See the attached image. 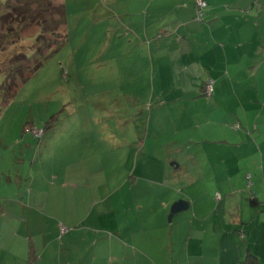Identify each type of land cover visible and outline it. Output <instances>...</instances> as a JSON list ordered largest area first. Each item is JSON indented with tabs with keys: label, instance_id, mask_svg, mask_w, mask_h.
<instances>
[{
	"label": "rangeland",
	"instance_id": "rangeland-1",
	"mask_svg": "<svg viewBox=\"0 0 264 264\" xmlns=\"http://www.w3.org/2000/svg\"><path fill=\"white\" fill-rule=\"evenodd\" d=\"M59 2L65 10L64 41L46 36L54 44L42 51V58L21 59L11 72L9 58L23 51L32 59L33 49L28 47L35 41L27 38L37 36V28H24L20 40L5 49L0 41V86L7 73L15 83L10 97L3 99L0 94V226L5 220L9 226L5 236L15 245L24 243L23 254L32 257L37 245L34 248L30 239L39 240L31 234L44 232V239L59 243L66 231L61 228L55 233L50 213L38 206L46 198L43 205L51 208L59 199L77 208L78 219L67 223L75 222L72 231L78 234V244L87 242L83 237L88 230L101 229L103 245L120 232L121 254L134 258V262L122 261L120 250L102 246V241L88 251L87 258L79 255L81 250L74 244H66L65 253L80 259L79 264H188L198 254V241L187 238L185 212L171 223L168 215L173 203L185 201V169L197 168L204 175L190 191L198 198L206 191L212 167L200 145L185 148L184 139L180 145L172 143L173 126L184 136L179 124L185 111L180 104L170 115L165 106L150 113L149 106L154 105L149 102V90L158 75L151 76L144 55L138 66L137 40L124 37L123 25L136 20L133 13L125 14L126 0H55ZM46 46L43 43L42 49ZM35 60L42 66L29 75ZM45 125L49 126L45 131H36ZM205 152L213 166V150ZM71 166L97 181H79L76 202L65 192L62 198H52V187L61 186L63 172ZM198 170L196 177L201 176ZM91 185L92 191L87 189ZM16 256L5 250L0 264H26Z\"/></svg>",
	"mask_w": 264,
	"mask_h": 264
},
{
	"label": "crops",
	"instance_id": "crops-1",
	"mask_svg": "<svg viewBox=\"0 0 264 264\" xmlns=\"http://www.w3.org/2000/svg\"><path fill=\"white\" fill-rule=\"evenodd\" d=\"M203 1L206 9L197 21L194 0H126L125 14L131 17L133 13L136 20L123 25L124 37L137 40L138 66L144 55L152 77L159 78V70L162 72V81L157 77L151 81L148 97L154 106H149L150 113L165 106L170 115L181 104L185 119L179 127L185 133L177 134L173 126L172 143L180 145L184 139L185 148L200 145L212 167L206 191L198 198L192 197L190 191L204 175L197 168L185 169V202L189 204L185 227L188 240L195 237L198 241V254L188 264H243L247 255L256 264H264V0ZM208 81L213 82L210 97L203 94ZM208 149L213 150V166L205 152ZM49 162L58 161L44 164ZM197 170L199 177L194 175ZM63 173L61 186L52 187V198H62L65 192L75 200L79 181H97L72 166ZM93 186L87 189L92 191ZM199 202H203V207L196 209ZM43 203H47L46 198L38 206L50 213L55 233L66 229L61 241H47L48 237L44 239L45 234L40 231L31 234L32 239L39 241L30 239L38 250L33 248L29 263V256L23 254L24 243L16 247L15 241L5 236L9 226L3 220L0 253L6 250L18 255L26 264H79L80 259L65 253L69 244L87 258L88 251L102 241V246L120 250L121 254L124 246L119 242L120 232L103 245L104 234H99L102 230H88L89 234L83 237L87 242L81 244L80 240L79 246L78 234L72 231L75 222L67 223L68 219H78L76 206L67 207L59 199L51 208ZM111 214L113 223L118 224ZM121 255L122 261L134 262L125 252Z\"/></svg>",
	"mask_w": 264,
	"mask_h": 264
},
{
	"label": "trees",
	"instance_id": "trees-1",
	"mask_svg": "<svg viewBox=\"0 0 264 264\" xmlns=\"http://www.w3.org/2000/svg\"><path fill=\"white\" fill-rule=\"evenodd\" d=\"M15 2L17 3L13 4L14 2L12 3V0H0V31H2L0 33V41H3L2 44H4L2 45V49L18 42L21 37L19 34L20 31L26 27L37 28L38 32L37 36L27 38L34 39L35 41L32 47H28V49H33L32 59H27L23 51L9 58L11 61L10 69L12 73L15 72V69L12 67L16 66V63H18L17 61L23 59L24 61L31 62L33 59H36L38 55L42 58L43 52L51 48L54 44L48 42L46 36L54 38L55 40L63 39V42V26L65 23V10L61 2L55 3V0H16ZM14 23L18 31L13 26ZM61 29L62 31H60ZM43 43L47 44L44 49H42ZM41 66L42 62L35 60L33 67L28 71L29 75L36 72ZM9 76V73L4 75L5 82L0 86V94L3 99H5V97H10L11 93L14 92L13 87L15 83L12 76L11 79H8ZM24 81L25 78L21 80V82ZM48 127V125H45L43 129H37L36 131H45ZM32 134H34V132ZM29 258V263H31L33 256ZM243 264H256V262L252 256L247 255Z\"/></svg>",
	"mask_w": 264,
	"mask_h": 264
},
{
	"label": "built area",
	"instance_id": "built-area-1",
	"mask_svg": "<svg viewBox=\"0 0 264 264\" xmlns=\"http://www.w3.org/2000/svg\"><path fill=\"white\" fill-rule=\"evenodd\" d=\"M194 3H195V7H196L195 19L197 21H200L201 17H202V13L206 9V4L203 0H194ZM212 93H213V82L208 81L204 87V95L207 97H210ZM216 199L217 200L219 199V195H216Z\"/></svg>",
	"mask_w": 264,
	"mask_h": 264
},
{
	"label": "water",
	"instance_id": "water-1",
	"mask_svg": "<svg viewBox=\"0 0 264 264\" xmlns=\"http://www.w3.org/2000/svg\"><path fill=\"white\" fill-rule=\"evenodd\" d=\"M171 166H177L176 164H171ZM189 204L185 201H177L173 203L170 207L169 215H168V222L171 223L173 218L182 212H185L188 209Z\"/></svg>",
	"mask_w": 264,
	"mask_h": 264
}]
</instances>
